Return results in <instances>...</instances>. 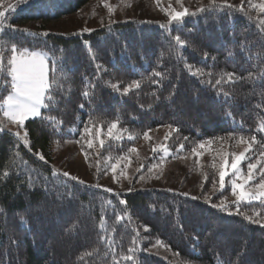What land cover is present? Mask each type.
<instances>
[{
  "label": "trees",
  "instance_id": "obj_1",
  "mask_svg": "<svg viewBox=\"0 0 264 264\" xmlns=\"http://www.w3.org/2000/svg\"><path fill=\"white\" fill-rule=\"evenodd\" d=\"M92 1L0 0V10L9 9L6 27L49 33L45 37L6 32L0 40L4 55L11 43L46 51L49 81L59 85L53 93L54 109H42V115L54 116L57 122L26 121L29 146L7 131L0 133V264H114V257L118 264H264V227L236 214L230 185L220 190L217 184L207 198L170 187L106 192L107 188L70 173L64 177L67 171L54 164L55 146L71 140L79 141L92 166L100 168L105 162L110 168L129 157V149L140 145L145 133L165 126L173 129L162 140L170 154L153 152L165 160L182 158L201 143L221 140L231 145L241 136L249 142L255 136L257 141L241 165L257 160L264 152V132L256 131L264 123V25L260 24L264 12L215 1V6L210 2L189 9L205 11L185 16L179 23L170 22L168 15L134 16L111 20L114 23L103 20L87 26L89 32L47 28V23ZM177 35L187 42L183 48L174 40ZM196 69L200 74L194 76L191 72ZM155 72L162 77L154 76ZM227 73L235 74L234 82L227 81ZM132 81H140L141 86L127 95L111 88L119 82L123 89ZM86 82L95 87L86 89ZM8 87L5 82L0 95L6 96ZM85 90L89 97L82 95ZM116 121L109 136L108 128ZM85 125L90 133H83ZM82 134L91 140L92 148ZM130 134L135 138L129 139ZM180 143L184 149L177 152ZM225 197L232 215L211 207ZM121 199L127 204H120ZM239 211L264 215V206L259 201L241 202ZM117 215L125 219L118 221ZM21 218L27 220L26 226ZM134 238L133 260L125 261L122 257ZM157 240L167 246H157L166 253L153 247ZM89 252L92 255H86Z\"/></svg>",
  "mask_w": 264,
  "mask_h": 264
},
{
  "label": "snow or ice",
  "instance_id": "obj_2",
  "mask_svg": "<svg viewBox=\"0 0 264 264\" xmlns=\"http://www.w3.org/2000/svg\"><path fill=\"white\" fill-rule=\"evenodd\" d=\"M21 2H27V0H21ZM160 0H157V3H159ZM178 3L181 2V0H177ZM104 7L108 9L109 18H111V15L115 11V9L107 2V0H103ZM130 6V5H128ZM215 6V0H213V5ZM226 7H232L231 5H228L225 2ZM10 8L12 6H9ZM171 7V5H169ZM181 7L183 8L182 11H176L175 9H172L171 11H168L167 9H162L163 11L167 12V15L170 18L171 21L180 22L183 20L185 16H194L197 14V12L205 11L203 7L198 8L196 11H189L187 7H183L181 3ZM253 7L258 8L261 12H264V2L258 3L256 5H253ZM9 9L0 10V40H3L4 34L6 32H22L30 36H48V32H42V33H34L30 32L28 29H19L11 26L5 25L4 21L6 19L5 11H8ZM241 10H243L241 8ZM103 22V21H102ZM110 23H114V21H111ZM260 24L264 25V20H260ZM83 32H89L91 30L89 29H83ZM174 40L177 45H179L180 48H183L186 45V41L182 40L179 35L174 37ZM85 45L87 47H91L87 41H85ZM8 55H4V48L2 45H0V76L4 77L5 80H0V87L4 86V83L6 82L8 84V88L5 89L7 91V95L3 96L0 95V133H3L5 131L9 132L10 134L14 135L19 141H22L25 146L30 145V140L28 136V131L25 128V122L29 120H35L39 118L42 122H46L48 124H53L57 122V118L51 115L44 114L42 115V109L51 111L54 109L55 104L57 103L53 93L56 92L59 88L58 83L55 81L50 82L48 79V71H47V61L50 59L46 52L44 51H35L30 50L27 47H19L16 43H11L10 48L7 49ZM93 59L95 57L93 56ZM205 59H207V54H205ZM97 69H101L100 65L96 66ZM191 70V69H190ZM61 71H63V63L61 62ZM192 75H198L200 74V69H196L195 71L191 72ZM156 77H162V73L155 72L153 73ZM227 81L228 82H234L236 79V76L234 73H227ZM7 77H10V80H6ZM224 77L222 76L220 79H217L215 83L219 85L221 83V80H223ZM153 83H159V80L153 81ZM141 84L140 81H132L131 83L127 84L123 89L120 88L119 82L111 84V88L119 93L120 95H127L130 90L133 88H140ZM86 89L88 87L94 88L95 85H90L86 82L85 85ZM224 96H228L229 94L227 92L222 93ZM82 95L84 97H89V91L85 90L83 91ZM81 109L84 108V105L81 104L79 106ZM118 121L111 123V125L108 128V135H112V129H115L117 127ZM10 125L16 127V131L12 132ZM94 127V125H93ZM256 131L264 132V123H261L259 128L256 129ZM91 132V128L88 125H85L83 128V133L87 134ZM82 138L87 140V146L88 148L93 147V143L90 139L87 138V136H83ZM116 139H120L119 136L115 137ZM135 137L131 134L129 135V139H134ZM145 139H150L147 133L144 134ZM165 139H168L166 137ZM187 139V138H185ZM79 143V141H77ZM256 137L252 136L251 141H246L243 136L239 137L237 143H247V147L244 149V151H241L239 153H231V155L234 157L232 163L229 165V161L227 159V156L221 157V163L219 167H217L218 172V181H214L212 184V188L215 190L217 187V184L219 185V189L223 190L225 187V177L229 175L228 168L231 169V174L234 177L231 179V193L235 197V200L233 203L237 207L236 214L242 215L245 220L249 221L253 224H259L261 227H264V215H262L261 212L257 211L253 215H247L246 213H242L239 211L240 203H251L252 201H259L261 206H264V164H261V161H264V152L260 153L259 158H257L255 163L249 162L247 163V172L245 176H241L242 169L240 168V163L242 160L245 159V153L249 152L252 149L253 143H256ZM210 143V142H209ZM100 146H103V140L100 141ZM204 144L201 143L199 145L200 149L204 148ZM184 149V144L180 143L177 146V152H180ZM160 152L162 154H170V150L166 145H162L159 148ZM137 150L136 148L129 149L130 153H135ZM153 152L157 151L156 147L152 148ZM193 153H195L197 156H199L201 153L197 152V149L194 147L191 149ZM36 155L39 157L40 160H44L45 157L41 153H36ZM85 157L87 158V153H85ZM126 159V158H124ZM258 165H261V170L258 173L260 176V179L257 183L251 185V187L246 190L245 185H247L251 180H253V170L257 168ZM117 164L110 165V170L114 174V179L117 183L120 182L121 177H125L126 173L124 172V169H121L120 172L117 174ZM213 167H216V165H213ZM143 168V165L140 166V168H137L136 171H141ZM151 171V169H149ZM4 175H7V173H4ZM64 177H69L70 174L67 172L62 173ZM71 179L76 180V177H71ZM140 180L144 179V176L141 175L139 177ZM205 179H207V176H205ZM238 180H242V182L238 183ZM80 183H83V181H80ZM96 187H99V185H96ZM106 192H112V189H105ZM131 191V189H129ZM117 197L120 196V193H115ZM184 195H187L185 193ZM192 199H197L196 197H192ZM227 198L225 197L217 204H211L212 208L219 209L222 212H226L229 215H232V211L229 208L228 204L226 203ZM208 203H211L210 200L207 201ZM120 204L126 205L127 202L125 200H119ZM108 204L111 206L112 202L108 201ZM126 215V213H125ZM125 215H117L116 219L118 221H123L125 219ZM258 217V218H257ZM103 219V218H102ZM21 224L27 225V220L21 218ZM101 232L104 231V225H100ZM148 229L146 228L145 231ZM101 240H103L105 243H108V240L106 237L101 235ZM132 247H129L127 249V255H124L122 257L125 261L133 260V255L136 252V240L135 238L132 240ZM157 246H163L167 247L163 244L162 241L157 240L153 244V247ZM86 255H92L91 252L87 253ZM114 259V264H118V261Z\"/></svg>",
  "mask_w": 264,
  "mask_h": 264
},
{
  "label": "rangeland",
  "instance_id": "obj_3",
  "mask_svg": "<svg viewBox=\"0 0 264 264\" xmlns=\"http://www.w3.org/2000/svg\"><path fill=\"white\" fill-rule=\"evenodd\" d=\"M215 1L243 5L252 13L259 11L253 5L264 2V0ZM107 2L115 9L111 18H109L108 9L104 7L103 0H95L88 3L78 12L63 17L58 21L47 23L46 26L48 29H53L54 31L58 29V31L67 32L85 29L87 26L94 27L96 23H101L103 20H105L104 22H108L110 19L134 16L141 19H160L167 16V12L162 9H167L168 11L183 9L181 3L183 7L194 9L203 3L213 2V0H181L180 3L177 0H160L159 3H157V0H107ZM47 71L49 79V59L47 61ZM9 127L14 132L17 130L15 126L10 125ZM172 130L171 127L165 126L151 131L148 134L150 139H144L140 145L135 147L137 150L135 153H131L129 157H123L114 162L113 164L118 163L117 174L121 169H124L127 176V178L122 176L119 183L114 179V174L108 168L107 163L103 162V166L100 168L92 166L90 164L91 161L87 160L75 141L69 140L55 146L54 164L82 180L91 182L95 186L99 185V188L112 189L113 191L132 190L139 187H170L189 194L200 195L206 198L211 197L217 189L216 187L214 190L212 184L216 181L217 167L221 163V157L232 156L231 153L243 151L242 148L245 149L244 144L236 142L230 145L225 141L217 140L216 142L205 143L203 149L198 148L197 152L201 153L199 156L191 152L182 158L165 160L161 154H153L152 148L156 147L159 150L160 146H162V140ZM151 155L152 158H150ZM233 159H228L229 165ZM249 162L255 163L256 159L248 160L247 163ZM261 164H264V161H261ZM141 165H143L141 171H136ZM213 165H216V167H213ZM239 166L242 169L241 176L243 177L246 175L247 166H242L241 163ZM260 170L261 165H258L253 170V180L245 185L246 190L259 181L260 176L258 173ZM228 172L229 175L225 177V187L229 185L231 187V179L234 178L230 167L228 168ZM141 175L144 176L143 180L139 179ZM205 176H207V179H205ZM237 182L240 183L242 180H238ZM229 198L235 199L232 194H229ZM157 250L166 253L160 247H157Z\"/></svg>",
  "mask_w": 264,
  "mask_h": 264
}]
</instances>
